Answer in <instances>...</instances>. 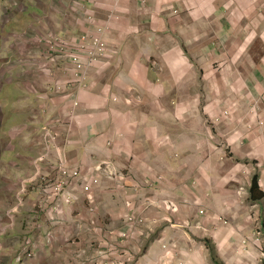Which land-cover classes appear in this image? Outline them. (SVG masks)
<instances>
[{
  "label": "crops",
  "instance_id": "1",
  "mask_svg": "<svg viewBox=\"0 0 264 264\" xmlns=\"http://www.w3.org/2000/svg\"><path fill=\"white\" fill-rule=\"evenodd\" d=\"M82 1L110 26L83 84L40 78V50L0 78V264H215L207 240L228 264L264 228V128L245 125L264 97V0ZM61 161L75 199L54 214L38 183ZM128 217L144 223L123 239Z\"/></svg>",
  "mask_w": 264,
  "mask_h": 264
},
{
  "label": "rangeland",
  "instance_id": "2",
  "mask_svg": "<svg viewBox=\"0 0 264 264\" xmlns=\"http://www.w3.org/2000/svg\"><path fill=\"white\" fill-rule=\"evenodd\" d=\"M90 13L92 14L82 0H0V56L3 55L2 68L6 71L2 72L3 69H0V78L2 75L10 76L11 70L14 72L15 68L9 65L17 64L18 58L22 65L26 57L33 56L38 50L45 58L40 78L45 75L56 81L60 79V73L63 75L69 70L78 73L80 61L89 68L88 47L92 45L91 36L97 26L93 27L96 17L92 14L93 21H89L92 26H88L91 31L87 32V29L83 32L84 17L89 20L87 14ZM109 27L108 22L104 28ZM56 39L60 41L54 47L55 50L50 51L48 40ZM12 52L18 58H13ZM73 55H78L81 59L74 62ZM25 203L24 201L23 206ZM261 226L256 224L252 234L242 240L241 247L244 251L242 248L238 249V256L230 258L228 264H264V235H258L259 241L251 240ZM209 247L211 248L210 245ZM219 260L221 261L220 258Z\"/></svg>",
  "mask_w": 264,
  "mask_h": 264
},
{
  "label": "built area",
  "instance_id": "3",
  "mask_svg": "<svg viewBox=\"0 0 264 264\" xmlns=\"http://www.w3.org/2000/svg\"><path fill=\"white\" fill-rule=\"evenodd\" d=\"M89 17V21H93V15L87 14ZM96 30L91 36V42L92 45L88 47L89 49V54L88 56V63L92 65H96L100 63L103 59L106 58L107 56V44L104 39V36L106 34V31L108 28H104V26H96ZM58 41L60 39L56 40H48V43L50 44V51L55 50L54 47L57 46ZM78 59H81L80 56L73 55V61L77 62ZM78 68V75L77 81L81 85L83 84V81L86 77V71L88 68H86L83 64L82 61L79 62V65L77 66ZM62 88L59 87L58 91L61 92ZM264 103V97L262 100H255L253 104L250 106L249 111H248V117L249 119L246 120L245 125L248 131H253L255 129H260L264 127V120L261 117L260 114V104ZM223 116H230L229 111H225L223 113ZM221 118H216L215 123H219ZM55 172L53 175H40V184L38 183L41 191L45 193L46 198L51 201L52 207L51 211L54 214H58L63 206L65 205H70L75 199L74 193L69 189V185H71L72 180L74 176L76 175L75 170L70 169L65 162L61 161L57 167L54 170ZM85 181V179H84ZM89 189V187H87ZM95 203L90 197V211L93 213L95 212ZM220 221L223 222L225 225H229V221L225 218L222 217L220 218ZM93 224L95 223L94 221L92 222ZM144 223V220L134 218V217H128L127 218V223L126 226L123 228L121 232V236L123 239H128L130 238V232L128 229H131V226L138 225ZM258 235H264V230L263 227H259V229L255 232L254 238H251L257 241H259ZM244 244H247L246 241H244ZM27 254L25 257L24 256H19L17 258L18 262H22L24 260L30 259L33 257V253L30 252L29 250H25L24 252ZM106 256V253L103 250H99L97 253V257L101 256ZM96 259L91 260L92 263H94ZM107 264V263H106ZM178 264H185V262L180 261Z\"/></svg>",
  "mask_w": 264,
  "mask_h": 264
},
{
  "label": "trees",
  "instance_id": "4",
  "mask_svg": "<svg viewBox=\"0 0 264 264\" xmlns=\"http://www.w3.org/2000/svg\"><path fill=\"white\" fill-rule=\"evenodd\" d=\"M251 200L253 202H261L264 200V193L259 188L257 178L254 179L253 185L251 188ZM207 243L211 246V251L213 254V260H214L215 264H223V262H221L219 260V258L214 254V246L211 245V242L207 241Z\"/></svg>",
  "mask_w": 264,
  "mask_h": 264
},
{
  "label": "clouds",
  "instance_id": "5",
  "mask_svg": "<svg viewBox=\"0 0 264 264\" xmlns=\"http://www.w3.org/2000/svg\"><path fill=\"white\" fill-rule=\"evenodd\" d=\"M26 249L33 253V257L30 258V259H27V260H32V259L35 257L36 253H35V249H31L30 246H25V247H23L22 250L19 251V253H20L19 256H24V257H25V256L27 255V254L24 253ZM19 256H18V257H19ZM18 257H17V258H18ZM17 258H16V259H17ZM24 261H26V260H24ZM24 261H22V262H24ZM22 262H19V263H22Z\"/></svg>",
  "mask_w": 264,
  "mask_h": 264
}]
</instances>
